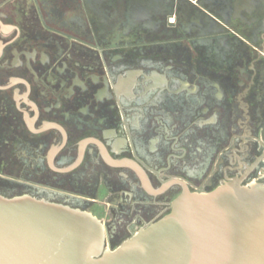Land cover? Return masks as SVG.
I'll list each match as a JSON object with an SVG mask.
<instances>
[{
	"label": "flooded vegetation",
	"instance_id": "flooded-vegetation-1",
	"mask_svg": "<svg viewBox=\"0 0 264 264\" xmlns=\"http://www.w3.org/2000/svg\"><path fill=\"white\" fill-rule=\"evenodd\" d=\"M228 183L264 186V0H0V196L114 250Z\"/></svg>",
	"mask_w": 264,
	"mask_h": 264
},
{
	"label": "water",
	"instance_id": "water-1",
	"mask_svg": "<svg viewBox=\"0 0 264 264\" xmlns=\"http://www.w3.org/2000/svg\"><path fill=\"white\" fill-rule=\"evenodd\" d=\"M89 212L0 196V264H264V186L184 189L169 214L114 250Z\"/></svg>",
	"mask_w": 264,
	"mask_h": 264
}]
</instances>
